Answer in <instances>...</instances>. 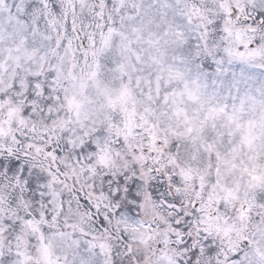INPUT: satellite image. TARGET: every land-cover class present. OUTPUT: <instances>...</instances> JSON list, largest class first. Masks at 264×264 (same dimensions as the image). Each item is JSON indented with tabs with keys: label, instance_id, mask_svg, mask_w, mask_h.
I'll list each match as a JSON object with an SVG mask.
<instances>
[{
	"label": "snow or ice",
	"instance_id": "snow-or-ice-1",
	"mask_svg": "<svg viewBox=\"0 0 264 264\" xmlns=\"http://www.w3.org/2000/svg\"><path fill=\"white\" fill-rule=\"evenodd\" d=\"M0 264H264V0H0Z\"/></svg>",
	"mask_w": 264,
	"mask_h": 264
}]
</instances>
